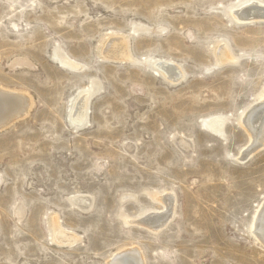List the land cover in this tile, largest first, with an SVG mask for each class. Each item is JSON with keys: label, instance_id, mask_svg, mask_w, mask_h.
Listing matches in <instances>:
<instances>
[{"label": "rangeland", "instance_id": "obj_1", "mask_svg": "<svg viewBox=\"0 0 264 264\" xmlns=\"http://www.w3.org/2000/svg\"><path fill=\"white\" fill-rule=\"evenodd\" d=\"M256 1L0 0V90L28 102L0 128V264H264V20L234 18Z\"/></svg>", "mask_w": 264, "mask_h": 264}, {"label": "bare ground", "instance_id": "obj_2", "mask_svg": "<svg viewBox=\"0 0 264 264\" xmlns=\"http://www.w3.org/2000/svg\"><path fill=\"white\" fill-rule=\"evenodd\" d=\"M234 18L237 21L243 23L254 22L259 20L263 21L264 4L259 3L258 1L252 2L249 5L245 6L243 9L236 10L234 12ZM123 50L124 41L119 39L113 40L107 47L108 54L113 55L114 57L124 56ZM223 51L219 52V60L221 62L229 59L225 54V50ZM156 66L158 67L164 78L171 83H174L182 78L181 70L173 64L162 62L158 63V65ZM83 101H86L85 97H83ZM83 101L82 104L79 106L77 115L72 117L75 123L79 122L78 124H81L85 119L86 106ZM259 104L257 107H253L251 110H249L242 118V125L251 137L250 146L248 150L242 155V157L250 155L259 146L263 145L262 141L264 139V97L262 98ZM27 109L28 102L24 96L10 94L0 90V128L9 124L15 118L25 115ZM220 122L221 120H210L207 123V126L212 133L219 135L221 133ZM161 219V216L149 214L146 219L147 221L142 220V223L151 227H158L163 225L164 221H160ZM253 233L254 236L258 240H260L264 245V203L261 206L259 213L255 217L253 223ZM132 252L126 255H118L117 258H115L114 260V264H140L139 258L134 252Z\"/></svg>", "mask_w": 264, "mask_h": 264}]
</instances>
